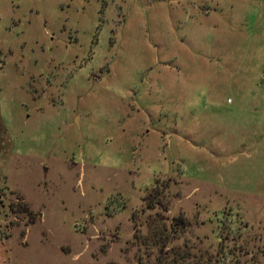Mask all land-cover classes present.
<instances>
[{
    "label": "rangeland",
    "instance_id": "374dc122",
    "mask_svg": "<svg viewBox=\"0 0 264 264\" xmlns=\"http://www.w3.org/2000/svg\"><path fill=\"white\" fill-rule=\"evenodd\" d=\"M0 264H264V0H0Z\"/></svg>",
    "mask_w": 264,
    "mask_h": 264
}]
</instances>
